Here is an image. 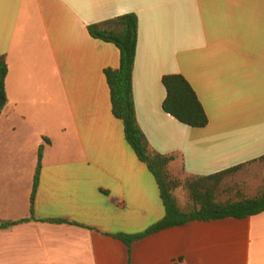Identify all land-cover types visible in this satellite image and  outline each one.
Wrapping results in <instances>:
<instances>
[{"label": "crops", "instance_id": "1", "mask_svg": "<svg viewBox=\"0 0 264 264\" xmlns=\"http://www.w3.org/2000/svg\"><path fill=\"white\" fill-rule=\"evenodd\" d=\"M126 14L139 19L137 120L151 152L174 156L171 175L184 183L264 156V0H0V56L9 67L0 225L29 219L0 229V264H264V212L190 221L131 250L117 237L166 215L155 177L113 114L105 71L120 68V50L88 30ZM169 75L188 80L207 127L163 110ZM257 177L249 197L264 192ZM175 195L185 210L187 191Z\"/></svg>", "mask_w": 264, "mask_h": 264}, {"label": "trees", "instance_id": "2", "mask_svg": "<svg viewBox=\"0 0 264 264\" xmlns=\"http://www.w3.org/2000/svg\"><path fill=\"white\" fill-rule=\"evenodd\" d=\"M90 35L98 40L114 44L121 53V64L117 70L107 69L105 75L111 90V101L114 116L124 124L125 137L139 160L145 163L155 177L159 186L166 215L158 223L139 234H120L117 237L131 250L133 244L147 236L165 229L182 226L190 221H214L226 218L245 219L264 212V192L247 196L244 189H235L236 199H222L224 185L227 179L236 177L241 172L251 170L257 163L264 164V156L246 164L235 166L214 175L191 177L186 182L174 177L169 172V165L174 156L153 153L144 133L139 126L134 98V70L139 43V19L135 14H126L111 20L93 24L88 27ZM9 67L5 56H0V99L7 100L6 79ZM167 97L163 110L184 125L202 129L209 124L207 113L196 92L183 75H169L163 78ZM2 111H0L1 117ZM47 143L50 142L46 139ZM44 146L39 151V161L36 169L33 193L31 198L32 212L36 192L39 186L42 168ZM183 187L189 197L191 212L182 209L178 203L175 191ZM7 222L0 225L6 229L24 222ZM64 223V221H57Z\"/></svg>", "mask_w": 264, "mask_h": 264}, {"label": "rangeland", "instance_id": "3", "mask_svg": "<svg viewBox=\"0 0 264 264\" xmlns=\"http://www.w3.org/2000/svg\"><path fill=\"white\" fill-rule=\"evenodd\" d=\"M258 167L255 166V168L249 170V171H246V172H241L240 174H238L236 177H233V178H229L227 179L225 185H224V190L226 191L225 193H223L221 196H222V199H226V198H233V199H236V191L235 189H241L243 188L244 190V193L247 194L248 196L249 195H253V193L255 192L256 190V183L258 181V175L260 173V175H264L261 174L262 171H258L257 169ZM259 172V173H258ZM188 195H186V199L185 200V203L188 201ZM180 201L181 198H180ZM190 201H189V206L185 207L186 210L188 212H191L192 211V208L190 207Z\"/></svg>", "mask_w": 264, "mask_h": 264}, {"label": "water", "instance_id": "4", "mask_svg": "<svg viewBox=\"0 0 264 264\" xmlns=\"http://www.w3.org/2000/svg\"><path fill=\"white\" fill-rule=\"evenodd\" d=\"M7 105V101L5 99H0V111H3Z\"/></svg>", "mask_w": 264, "mask_h": 264}]
</instances>
